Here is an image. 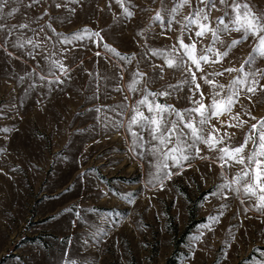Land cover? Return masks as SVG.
I'll use <instances>...</instances> for the list:
<instances>
[{
    "label": "rangeland",
    "instance_id": "obj_1",
    "mask_svg": "<svg viewBox=\"0 0 264 264\" xmlns=\"http://www.w3.org/2000/svg\"><path fill=\"white\" fill-rule=\"evenodd\" d=\"M28 2L24 0V5ZM107 2L91 0L83 9L77 8L74 16L65 9L53 7L50 9L52 15L60 18L53 21V27L64 33L74 32L84 25L102 28L107 42L122 53H137L136 60L143 57L140 70L152 74L154 69L151 65L159 64L160 59L151 57L150 53L145 55L146 49L136 44L133 38L138 31L146 30V26L154 31L160 30L157 28L159 22L150 19L155 11H137L135 18L125 27L119 21L114 22L106 7ZM134 2L144 4L145 0ZM252 2L264 8V0ZM97 3L104 9L103 13L97 9ZM11 6H15L14 3H10ZM157 7L152 5L154 10ZM42 11L40 6L28 9L21 5L20 13L9 17L7 23L26 22L38 28L49 20L45 16L38 23L35 21L34 18ZM113 11L119 12L115 4ZM174 27L178 28V25ZM27 35L32 33L28 31ZM174 41L173 34L171 40L161 37L149 43L151 47H161L170 46ZM47 47L51 49V43ZM91 47L92 51L77 48L65 54L68 59L64 62L72 67L73 79L63 86L64 91L56 90L50 94L39 86L36 77L26 76L37 67L35 62L27 57L25 63L19 60L8 62L9 58L0 51V129L13 125L19 129L0 132V147L7 149V155H0V168L4 169L0 173V264H69L70 258L75 264H185L190 238L198 233L199 225L209 214H216L222 203H228L230 207L224 211L216 231L208 233L203 243L197 245L199 250L192 264H215L217 258L220 264H261L264 260V223L256 218L257 214L249 211L246 215L252 218L245 219L243 208L247 205H241L237 198L230 197L224 201L209 197L205 200L214 184L224 182L218 167L207 171L204 164L197 161L200 171H196V166L188 169L183 176L167 181L163 191L144 189L150 163L132 158L128 151L131 137L126 127L118 131L105 128L94 119L95 113L87 111L100 104L115 107L123 101L124 94L133 102L139 98L127 91L136 61L129 65L113 58L111 63H106L94 55L95 51L104 50L96 49L94 45ZM249 51L248 43L239 46L232 54V64L225 63L224 66L239 67ZM80 59L84 60L82 67L77 66ZM117 64L126 69L124 79L120 81L114 78ZM257 65L264 68V62L260 60ZM97 73L110 79L101 81V98L92 102L85 97L92 96L95 91L94 77ZM20 76H25L23 82H18ZM181 79L180 73L166 70L164 78L152 88L176 84ZM228 79L226 74L223 82ZM31 83H36L37 87L25 96V89ZM117 87L124 91H116ZM37 100L41 101L40 106ZM21 101L23 107H20ZM10 102L17 106L23 120L16 117L14 111H7ZM168 102L176 103L175 99ZM182 106L183 101L177 104V107ZM105 112L112 120H123L127 124L128 117L120 114L118 108L115 112L109 109ZM253 114L264 116V102L256 105ZM17 166L22 171H13ZM87 169H95V172L87 178H80L79 174ZM237 170H229L228 177L231 178ZM104 191H109L110 195L103 196ZM115 191L136 194L135 204L125 203L112 194ZM149 197H152L151 203ZM76 205L79 207H74ZM68 208L74 211L65 212ZM88 208L98 211L85 212ZM77 211L84 220H77L73 226ZM110 212L121 215L108 217V223H104L105 214ZM241 220L247 235L244 229L232 227L239 225ZM98 229L102 231L93 237ZM233 235L235 240H232ZM226 244H232V247L227 249L229 256L224 261L221 249Z\"/></svg>",
    "mask_w": 264,
    "mask_h": 264
},
{
    "label": "snow or ice",
    "instance_id": "obj_2",
    "mask_svg": "<svg viewBox=\"0 0 264 264\" xmlns=\"http://www.w3.org/2000/svg\"><path fill=\"white\" fill-rule=\"evenodd\" d=\"M90 2L91 0H29L24 5V0H0V34L3 38L0 51L9 58L8 62L19 60L25 63V57L35 62L37 67L26 73V76L36 77L40 82L39 86L47 89L46 94L56 90L64 91L63 86L71 82L73 69L64 62L68 59L65 54L74 52L77 48L88 51H92L91 45L96 49L102 48L103 52L97 50L94 55L106 63H111L113 58L129 65L136 61L135 70L130 73L127 91L137 94L139 98L133 102L131 97L124 94L123 101L115 107L100 104L87 111L95 113L94 119L100 121L105 128L118 131L126 127L131 137L128 151L132 153V158L150 163L144 189L152 191L158 188L163 191L167 181L183 176L188 169L196 166V171H200V167L196 165L200 161L207 171L218 167L224 181L213 185L205 197L206 201L209 197L224 201L230 197L237 198L241 205H247L243 208L245 219H251L246 214L254 211L256 218L264 223V116L257 117L253 114L256 105L264 102V68L257 65L258 60L264 62V8L257 7L252 0H145L144 4H137L134 0H108L106 7L112 13L114 22L119 21L125 27L135 18L137 11H155L150 19L159 22L157 28L160 30L154 31L146 26V30L138 31L133 38L136 44L146 49L145 55L150 53L151 57L160 59L159 64L151 65L154 71L149 74L140 70L139 64L143 57L136 60L137 53L129 55L119 51L107 42L106 36L102 35L105 31L102 28L93 29L84 25L74 32L64 33L53 27V21L60 18L52 15L51 8L65 9L69 15L74 16L77 8L83 9ZM10 3L15 6L10 7ZM113 4L118 7L119 12L113 11ZM21 5L28 9L36 6L43 8L40 16L34 18L37 23L45 16L49 20L38 28H33L26 22L9 25L8 18L20 13ZM152 5H157V9L154 10ZM96 7L99 12H104L98 3ZM215 12L220 15L214 16ZM174 25H178V28ZM28 31L32 33L31 36L27 35ZM173 34L175 41L170 46H150V41L161 37L171 40ZM85 41L88 43H83ZM49 43L51 49H57L56 52L47 47ZM245 43L250 45V51L239 67H225V63L232 64L234 50ZM69 45L73 47L69 48ZM17 52L20 54L17 55ZM72 58L76 59L75 56ZM83 64L84 60L80 59L77 66L82 67ZM245 65L248 66L247 69ZM166 70H172L174 74L180 73L182 79L176 84L153 89L152 85L164 78ZM125 71L123 65L117 64L114 78L123 80ZM87 74L93 76L91 72ZM226 74L229 79L223 82ZM104 79L110 78L101 77L98 73L95 75V91L85 99L94 102L101 98V81ZM24 80L25 76L18 78V82ZM36 87V83L29 84L25 89V96ZM115 90L124 91L120 87ZM171 99H175L176 103H169ZM181 101L184 106L177 107ZM36 103L41 105L40 100ZM20 107H23V101ZM117 108L120 114L128 117L126 125L123 120H112L105 112V109L115 112ZM7 111H14L15 116L23 120L14 103L10 102ZM13 131L19 129L15 125L0 129L3 133ZM138 149L142 151H137ZM0 155H7V149L0 147ZM234 168L238 170L229 178L227 172ZM13 171L22 169L17 166ZM3 172L4 169L0 168V173ZM94 172L95 169H87L79 176L87 178ZM201 178H204L203 174ZM96 186L99 187L98 184ZM112 194L127 204L136 202V194L122 191ZM102 195L109 196L110 192L104 191ZM148 199L151 203L152 197ZM74 207L78 208L79 205ZM229 207L228 203H222L216 214H209L205 222L199 225L198 233L187 244L185 264H192L199 250L197 245L203 243L208 233L216 231L224 211ZM73 211V208L65 209V212ZM97 211L95 208L85 209V212ZM120 215L118 212L106 213L103 222L108 223V217ZM75 217L73 226L77 220H84L78 211L75 212ZM232 227L244 229L247 235L243 220ZM100 231L102 230L98 229L93 233V237ZM229 233L231 234V228ZM235 239L233 235L232 240ZM231 247L232 244H226L221 249L224 261H227V249ZM69 264H75V261L70 258ZM215 264H220L219 258ZM261 264H264V260Z\"/></svg>",
    "mask_w": 264,
    "mask_h": 264
}]
</instances>
